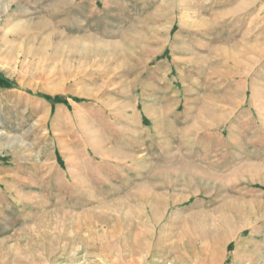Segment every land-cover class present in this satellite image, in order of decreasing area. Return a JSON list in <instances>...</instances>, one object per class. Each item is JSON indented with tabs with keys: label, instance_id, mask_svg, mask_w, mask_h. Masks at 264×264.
<instances>
[{
	"label": "rangeland",
	"instance_id": "obj_1",
	"mask_svg": "<svg viewBox=\"0 0 264 264\" xmlns=\"http://www.w3.org/2000/svg\"><path fill=\"white\" fill-rule=\"evenodd\" d=\"M0 264H264V0H0Z\"/></svg>",
	"mask_w": 264,
	"mask_h": 264
},
{
	"label": "trees",
	"instance_id": "obj_2",
	"mask_svg": "<svg viewBox=\"0 0 264 264\" xmlns=\"http://www.w3.org/2000/svg\"><path fill=\"white\" fill-rule=\"evenodd\" d=\"M11 84L8 81H6V80H2V82H1L2 86H9ZM55 100L60 101L61 99H60V97H56Z\"/></svg>",
	"mask_w": 264,
	"mask_h": 264
},
{
	"label": "bare ground",
	"instance_id": "obj_3",
	"mask_svg": "<svg viewBox=\"0 0 264 264\" xmlns=\"http://www.w3.org/2000/svg\"><path fill=\"white\" fill-rule=\"evenodd\" d=\"M9 33V32H8ZM11 33V32H10ZM4 43V42H3ZM239 203V202H238ZM228 204V203H227ZM233 204H235V202L233 203ZM231 206V205H230ZM231 208H236L235 207V205H233V207H231ZM254 208V207H253ZM225 209V208H224ZM232 211V210H231ZM72 226V225H71ZM141 237V236H140ZM139 238V237H138ZM146 239V238H145ZM147 244V243H146ZM147 246V245H146ZM136 247V246H135ZM138 248V247H137ZM141 248V247H140ZM149 248V247H148ZM139 249V248H138ZM215 256V255H214Z\"/></svg>",
	"mask_w": 264,
	"mask_h": 264
}]
</instances>
